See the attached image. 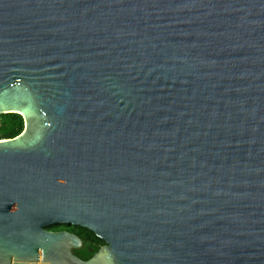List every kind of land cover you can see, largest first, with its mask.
Instances as JSON below:
<instances>
[{
    "label": "water",
    "instance_id": "obj_1",
    "mask_svg": "<svg viewBox=\"0 0 264 264\" xmlns=\"http://www.w3.org/2000/svg\"><path fill=\"white\" fill-rule=\"evenodd\" d=\"M6 113L0 264H264V0H0Z\"/></svg>",
    "mask_w": 264,
    "mask_h": 264
},
{
    "label": "trees",
    "instance_id": "obj_2",
    "mask_svg": "<svg viewBox=\"0 0 264 264\" xmlns=\"http://www.w3.org/2000/svg\"><path fill=\"white\" fill-rule=\"evenodd\" d=\"M24 130V120L20 114L6 113L0 114V140L12 139L19 136ZM50 231H67L75 234L83 240L84 247L81 250L75 251L82 260L90 259L100 247L106 243L98 238L92 231L81 226L74 225H53L47 228Z\"/></svg>",
    "mask_w": 264,
    "mask_h": 264
},
{
    "label": "built area",
    "instance_id": "obj_3",
    "mask_svg": "<svg viewBox=\"0 0 264 264\" xmlns=\"http://www.w3.org/2000/svg\"><path fill=\"white\" fill-rule=\"evenodd\" d=\"M39 264H40V262H39Z\"/></svg>",
    "mask_w": 264,
    "mask_h": 264
}]
</instances>
